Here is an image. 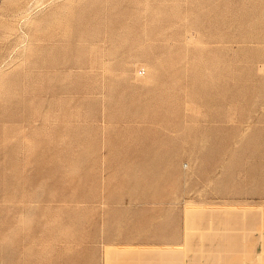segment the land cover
<instances>
[{
	"label": "rangeland",
	"instance_id": "374dc122",
	"mask_svg": "<svg viewBox=\"0 0 264 264\" xmlns=\"http://www.w3.org/2000/svg\"><path fill=\"white\" fill-rule=\"evenodd\" d=\"M106 196L110 264H264V0H0V264Z\"/></svg>",
	"mask_w": 264,
	"mask_h": 264
},
{
	"label": "crops",
	"instance_id": "0c3cea01",
	"mask_svg": "<svg viewBox=\"0 0 264 264\" xmlns=\"http://www.w3.org/2000/svg\"><path fill=\"white\" fill-rule=\"evenodd\" d=\"M106 207L103 215L97 213L96 216L84 214L83 212L77 216H73L71 222L68 221L60 227L54 229L57 233L58 243L61 244V239L64 237V253L62 259L63 264H110L109 259L118 255L119 257L127 252L124 247L132 245L139 246L144 243V236L140 234L138 228L126 229L123 220L125 216L121 212H108V196L105 201ZM66 230L64 234L61 230ZM124 229V230H123ZM63 236H62V235ZM60 235L62 237H60ZM184 234H178V238H165L164 242L174 244L177 247L183 243ZM251 241L260 237L259 249L264 245V234L258 232V229L252 230L248 234ZM174 238V239H173ZM153 243L160 245V233H153ZM44 247V238L42 237V248ZM133 252H138L137 249H132ZM42 264L43 252H42Z\"/></svg>",
	"mask_w": 264,
	"mask_h": 264
},
{
	"label": "bare ground",
	"instance_id": "6f19581e",
	"mask_svg": "<svg viewBox=\"0 0 264 264\" xmlns=\"http://www.w3.org/2000/svg\"><path fill=\"white\" fill-rule=\"evenodd\" d=\"M27 4V3H26ZM28 6V5H27Z\"/></svg>",
	"mask_w": 264,
	"mask_h": 264
}]
</instances>
